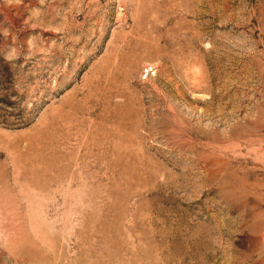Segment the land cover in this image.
<instances>
[{
    "label": "rangeland",
    "instance_id": "rangeland-1",
    "mask_svg": "<svg viewBox=\"0 0 264 264\" xmlns=\"http://www.w3.org/2000/svg\"><path fill=\"white\" fill-rule=\"evenodd\" d=\"M0 264H264V0H0Z\"/></svg>",
    "mask_w": 264,
    "mask_h": 264
}]
</instances>
